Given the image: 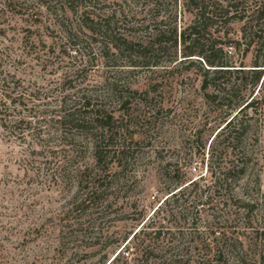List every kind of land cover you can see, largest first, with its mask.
Masks as SVG:
<instances>
[{"label": "rangeland", "instance_id": "obj_1", "mask_svg": "<svg viewBox=\"0 0 264 264\" xmlns=\"http://www.w3.org/2000/svg\"><path fill=\"white\" fill-rule=\"evenodd\" d=\"M97 1L100 15H113L116 33L139 39L154 33L131 30L134 16L150 21L147 5ZM169 1H159L157 21L172 11ZM63 13L56 0H0V264H93L99 254L84 258L81 248L73 256L56 248L59 229L69 225L79 235L112 237V249L134 234L146 245L143 229L170 228L172 253L180 255L196 253L197 241L215 228L214 237L240 241L250 263L264 264V111L234 151L223 152L220 139L212 143V177L207 156L220 123L202 98L197 64L174 66L170 50L157 67L131 70L127 58L76 30L78 14ZM83 103L112 117L111 145L124 148L126 161L110 165L99 203L71 212L92 177L80 182L78 174L92 163L89 136L57 124L56 112ZM242 151L244 175L219 188V169ZM195 180V189L165 201Z\"/></svg>", "mask_w": 264, "mask_h": 264}, {"label": "trees", "instance_id": "obj_2", "mask_svg": "<svg viewBox=\"0 0 264 264\" xmlns=\"http://www.w3.org/2000/svg\"><path fill=\"white\" fill-rule=\"evenodd\" d=\"M90 1L56 0L57 11L78 14L76 30L102 40L103 50L107 53L113 51L111 56L127 58L131 70L157 67L160 56L168 54L170 50L172 57L169 60L174 66L197 64L202 98L213 109L220 123L207 156L213 177L215 157L212 143L220 139L223 152L234 151L237 144L250 133L253 116L258 111H264V0H170L167 7L170 6L172 11L164 12L165 17L160 21L156 17L160 15V0H135L141 6L147 5L150 21L145 16L142 19L134 16L137 25L133 24L131 30L153 27L154 33H148L145 39L116 33L118 27L112 20L113 15H100L98 1ZM86 2L89 5H83ZM162 23L167 24L166 31L159 28ZM179 23H182V27H179ZM235 24L240 26L237 35L232 32ZM88 108L89 104L83 103L81 107L69 110L60 107L56 112L57 124L89 136L86 146L91 153L92 163L78 174L80 182L86 181L87 176L92 177L90 182H86L83 196L79 200L74 199L71 212L99 203L105 182L110 177V165L116 163L122 166L126 161L124 148L114 149L111 145L112 117ZM95 123L96 127L92 130L90 127ZM234 157L217 173L219 178H216V184L223 190L230 189L245 173L248 154L242 151ZM197 186L195 180L186 186L176 187L165 201L183 195L188 187L195 189ZM65 228L58 231L56 248L63 253L71 252L72 256L78 254L81 248L84 258L99 254L93 264H252L240 241H233L222 233L220 238L214 237L215 228L211 229L210 239L207 237L197 241L196 253L184 255L172 253V231L162 226L149 232L141 231L144 240L148 241L144 246L134 234L128 242L127 238L122 239L120 244L117 241L114 249L111 248L112 237L79 235L72 225ZM145 228H153L152 223ZM159 242L166 244L161 246ZM122 243L123 248L115 251Z\"/></svg>", "mask_w": 264, "mask_h": 264}]
</instances>
